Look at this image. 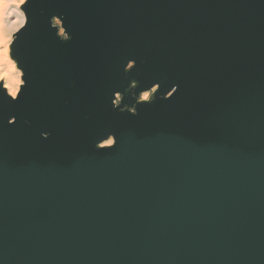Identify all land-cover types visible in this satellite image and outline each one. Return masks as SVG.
Returning a JSON list of instances; mask_svg holds the SVG:
<instances>
[{
	"label": "water",
	"instance_id": "obj_1",
	"mask_svg": "<svg viewBox=\"0 0 264 264\" xmlns=\"http://www.w3.org/2000/svg\"><path fill=\"white\" fill-rule=\"evenodd\" d=\"M21 9L0 264H264V0Z\"/></svg>",
	"mask_w": 264,
	"mask_h": 264
},
{
	"label": "bare ground",
	"instance_id": "obj_2",
	"mask_svg": "<svg viewBox=\"0 0 264 264\" xmlns=\"http://www.w3.org/2000/svg\"><path fill=\"white\" fill-rule=\"evenodd\" d=\"M22 4L20 0H0V61L7 68V73L3 76L0 75V82L3 83L2 87L13 98L16 97L22 80H20L21 71L16 66V61L9 57V43L12 41L14 33L23 25L25 20L24 13L20 8ZM154 89L155 86L151 90ZM148 92L143 91L141 93L142 100L148 99ZM111 143L112 138L110 137L100 145L105 146Z\"/></svg>",
	"mask_w": 264,
	"mask_h": 264
},
{
	"label": "rangeland",
	"instance_id": "obj_3",
	"mask_svg": "<svg viewBox=\"0 0 264 264\" xmlns=\"http://www.w3.org/2000/svg\"><path fill=\"white\" fill-rule=\"evenodd\" d=\"M21 6H22V5H21ZM21 6H20V8H21ZM54 24H55V25H59V22H58L57 19L54 20ZM61 32H62V33H61ZM59 34L62 35V36H64L62 29H59ZM12 40H13V39H12ZM11 43H12V41L9 43V57H10V58H11V56H10V46H11ZM11 59H12V58H11ZM16 66H17V65H16ZM16 69H17V68H16ZM19 70H20V69H19ZM20 71H21V70H20ZM6 73H7V68H6V66L2 63V61H0V75L3 76V75H5ZM20 80H22V72H21ZM0 83L3 85L2 82H0ZM21 84H22V81H21ZM19 88H20V86H19ZM151 96H152V90L148 92V94H147V98L149 99ZM148 99H147V100H148Z\"/></svg>",
	"mask_w": 264,
	"mask_h": 264
},
{
	"label": "snow or ice",
	"instance_id": "obj_4",
	"mask_svg": "<svg viewBox=\"0 0 264 264\" xmlns=\"http://www.w3.org/2000/svg\"><path fill=\"white\" fill-rule=\"evenodd\" d=\"M25 2V0H20V3H24Z\"/></svg>",
	"mask_w": 264,
	"mask_h": 264
},
{
	"label": "flooded vegetation",
	"instance_id": "obj_5",
	"mask_svg": "<svg viewBox=\"0 0 264 264\" xmlns=\"http://www.w3.org/2000/svg\"><path fill=\"white\" fill-rule=\"evenodd\" d=\"M139 100H142V97H141V95L139 96V98H138Z\"/></svg>",
	"mask_w": 264,
	"mask_h": 264
},
{
	"label": "built area",
	"instance_id": "obj_6",
	"mask_svg": "<svg viewBox=\"0 0 264 264\" xmlns=\"http://www.w3.org/2000/svg\"><path fill=\"white\" fill-rule=\"evenodd\" d=\"M117 98H118V96H117ZM116 103V102H115Z\"/></svg>",
	"mask_w": 264,
	"mask_h": 264
}]
</instances>
